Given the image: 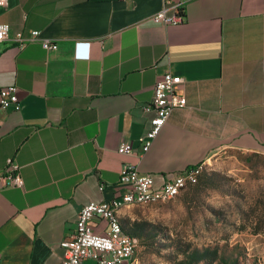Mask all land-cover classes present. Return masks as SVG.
Segmentation results:
<instances>
[{
    "label": "crops",
    "instance_id": "0c3cea01",
    "mask_svg": "<svg viewBox=\"0 0 264 264\" xmlns=\"http://www.w3.org/2000/svg\"><path fill=\"white\" fill-rule=\"evenodd\" d=\"M161 7L162 0L0 7L9 25L0 88L18 89L17 103L0 110V171L10 158L23 179L22 188L0 190V264L58 263L79 210L116 196L125 162L159 188L226 148L264 153V0H184L183 22L166 26L150 20ZM32 30L56 49L13 40ZM167 71L181 77L186 102L142 154L138 138L153 116L142 107ZM123 142L133 154L117 152ZM105 231L97 220L93 232Z\"/></svg>",
    "mask_w": 264,
    "mask_h": 264
},
{
    "label": "rangeland",
    "instance_id": "374dc122",
    "mask_svg": "<svg viewBox=\"0 0 264 264\" xmlns=\"http://www.w3.org/2000/svg\"><path fill=\"white\" fill-rule=\"evenodd\" d=\"M120 223L137 239L134 264H264V153L221 150L195 184L126 207Z\"/></svg>",
    "mask_w": 264,
    "mask_h": 264
},
{
    "label": "built area",
    "instance_id": "2783aa9c",
    "mask_svg": "<svg viewBox=\"0 0 264 264\" xmlns=\"http://www.w3.org/2000/svg\"><path fill=\"white\" fill-rule=\"evenodd\" d=\"M7 0H0V7H5ZM184 0H162V7L153 14L150 20L160 25H178L184 19ZM9 25L0 22V43L7 39ZM19 47L28 41L39 40L46 50H54L57 44L50 39L39 38L38 31L32 30L28 37L17 32L13 38ZM1 54V50H0ZM182 79L169 71L162 74L154 83L153 96L149 104L142 107L144 112H152L150 126L138 138L142 154L146 153L161 128L166 124L172 111L185 105V97L180 91ZM17 87L8 85L0 88V110H5L18 101ZM1 125V121H0ZM117 152L122 155H131L134 152L129 142L120 143ZM198 176V165L186 170L169 174L166 181L159 188L154 187V180L150 174H143L130 163H123L119 171V180L116 188L118 193L109 201L101 203L88 202L78 212L74 232L69 238L61 242L63 255L56 264H82L85 259H91L95 264H129V255L137 246L136 240H129L120 236L113 227L112 212L118 203L127 202L128 197L154 196V194H174L181 182H188L189 178ZM23 179L19 166L10 158L6 160L0 171V190L5 188H22ZM104 186L100 185L99 190ZM97 220L106 223L103 234L93 232Z\"/></svg>",
    "mask_w": 264,
    "mask_h": 264
},
{
    "label": "bare ground",
    "instance_id": "6f19581e",
    "mask_svg": "<svg viewBox=\"0 0 264 264\" xmlns=\"http://www.w3.org/2000/svg\"><path fill=\"white\" fill-rule=\"evenodd\" d=\"M202 171V164L198 165V176L195 178H189L188 182H181V187H177L174 194H154V196H142V197H128L127 202L125 203H118V205L115 207V209L112 212V219H113V227L117 231V233L120 236H123L129 240H136L133 236L127 235L123 233L122 226L119 219V212L121 209L127 207V206H133V205H141L146 203H153V202H160V201H167L176 195L179 194L181 190H183L187 185H193L197 182L198 177ZM135 251L133 252V255H129V264H132V260L135 255Z\"/></svg>",
    "mask_w": 264,
    "mask_h": 264
},
{
    "label": "trees",
    "instance_id": "16d2710c",
    "mask_svg": "<svg viewBox=\"0 0 264 264\" xmlns=\"http://www.w3.org/2000/svg\"><path fill=\"white\" fill-rule=\"evenodd\" d=\"M121 226H122V224H121ZM142 226V225H141ZM141 226H139V228H137V229H135V231H133V232H131L130 234H132V235H136V236H140L141 237V235L140 234H144V230H145V228L144 227H141ZM123 228V227H122ZM123 232H125L124 231V228H123ZM125 233H127V234H129L128 232H125ZM199 260V258L197 259V261ZM219 264H224V263H219Z\"/></svg>",
    "mask_w": 264,
    "mask_h": 264
}]
</instances>
